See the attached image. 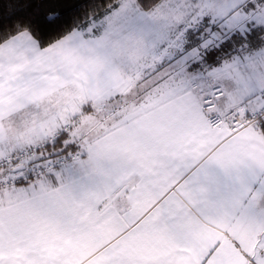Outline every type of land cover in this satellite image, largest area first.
<instances>
[{"label": "snow or ice", "instance_id": "6c2138e0", "mask_svg": "<svg viewBox=\"0 0 264 264\" xmlns=\"http://www.w3.org/2000/svg\"><path fill=\"white\" fill-rule=\"evenodd\" d=\"M0 264H264V0H0Z\"/></svg>", "mask_w": 264, "mask_h": 264}, {"label": "trees", "instance_id": "16d2710c", "mask_svg": "<svg viewBox=\"0 0 264 264\" xmlns=\"http://www.w3.org/2000/svg\"><path fill=\"white\" fill-rule=\"evenodd\" d=\"M65 3H73L76 2V0H64Z\"/></svg>", "mask_w": 264, "mask_h": 264}]
</instances>
